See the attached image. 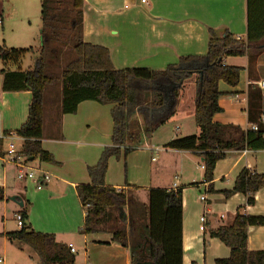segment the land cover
<instances>
[{
  "label": "trees",
  "instance_id": "1",
  "mask_svg": "<svg viewBox=\"0 0 264 264\" xmlns=\"http://www.w3.org/2000/svg\"><path fill=\"white\" fill-rule=\"evenodd\" d=\"M83 0H40V44L37 47L9 48L0 46L3 68V92L28 91L31 96L28 118L16 131L23 139L21 153L27 160L38 159L53 163V156L41 148L45 119L60 134L63 115L74 114L80 103L96 102L114 105L110 111L113 129L111 145L104 148L98 162L87 168L90 184L76 187L77 198L85 212L81 233L108 232L111 241L129 251L130 264H181L182 189L176 191L152 189L148 191V205L135 195L138 187L126 185L129 192L105 186L108 160L126 156L139 140L141 128L146 135L153 134L176 113L181 89L195 77L196 94L194 121L198 134L177 137L164 145L165 149L190 151L201 158L203 183L213 180L217 161L228 151L264 150V95L250 84L247 121L256 130L219 124L213 116L220 112L218 83L235 87L242 68L224 63L228 57H243L249 50L264 49V0H246V36L238 40L229 32L217 35L209 31L207 53L204 56H184L164 70L145 68L116 69L109 51L86 43L83 32ZM36 57L31 67L21 68L26 55ZM249 56V55H248ZM250 57V56H249ZM252 59H249V63ZM249 64V65H250ZM249 77L250 66H249ZM53 85L58 92L51 96L47 108L46 95ZM196 185V184H195ZM264 187V174L242 169L233 188L224 191L228 198L234 194L245 197L246 206H253L255 194ZM212 192V188L207 189ZM0 189V201H3ZM23 226L6 233V240L29 247L40 264H74L75 254L68 245L57 242L54 235L36 232L25 222L27 214L21 209ZM115 220L120 224L108 229ZM249 227H264V216H250L237 212L232 223L210 231L230 249L227 259L216 264H264L263 251L247 249Z\"/></svg>",
  "mask_w": 264,
  "mask_h": 264
},
{
  "label": "crops",
  "instance_id": "2",
  "mask_svg": "<svg viewBox=\"0 0 264 264\" xmlns=\"http://www.w3.org/2000/svg\"><path fill=\"white\" fill-rule=\"evenodd\" d=\"M83 1L82 39L106 48L116 69L160 71L176 64L181 57L204 56L209 31L217 35L226 31L241 40L246 36V0ZM2 45H5L4 41L0 43ZM249 59L247 55L224 60L226 65L242 70L235 87L218 83L221 110L213 116L214 122L242 129L251 126L246 113L250 94L248 86L256 85V90L264 95V89L257 85L258 81L264 80V49L259 51L255 66L249 63ZM2 68L0 61V71ZM2 79L0 73V155L9 142L21 151L23 139L16 131L28 118L31 100L28 91L3 92ZM195 94L196 79L193 77L181 89L175 115L155 131L164 134L160 146L154 145L155 141H147L144 149L139 150L136 146L132 151L145 154L148 160L146 166L134 167V180L129 178V183L122 184L121 177L112 180L107 171L104 183L116 190L126 189V185L140 188L137 197L147 205L149 190L174 191L172 186L176 184L177 189H182L181 264H216L218 259L229 258L230 249L218 239L210 238L209 232L230 225L237 212L264 216V187L255 194L253 206H246L245 197L241 194L228 198L223 195L224 191L233 188L242 169L264 174V150L228 151L224 159L216 162L212 182L203 183L201 158L190 151L164 148L174 138L199 133L194 121ZM103 106L92 101L80 103L74 114L61 117L59 135L51 121L45 119L41 148L50 153L57 164L26 159L30 168L49 175V181L42 189L37 190L28 181H17L16 169L3 164L0 159V183L4 185L0 188L4 196L0 201L2 212L9 210L14 216L25 209L28 217L25 223L32 230L52 234L57 242L74 247V264H77L80 252L83 264H130L129 251L112 242L110 233L84 235L80 232L85 212L77 198L76 187L90 184L87 168L94 166L104 148L111 145L113 123ZM109 106L110 112L114 105ZM153 134L146 135L142 131L137 144L142 138L151 140ZM148 151L152 153L150 159ZM126 156H122L123 160ZM209 187L212 192L207 191ZM12 196L19 197L23 206L10 201ZM201 196H204L203 201ZM202 215L206 219L204 231L199 229ZM123 225H126L125 221L120 224L112 220L108 229ZM2 238L6 251L12 244L4 236ZM247 249L264 250V227H249Z\"/></svg>",
  "mask_w": 264,
  "mask_h": 264
},
{
  "label": "rangeland",
  "instance_id": "3",
  "mask_svg": "<svg viewBox=\"0 0 264 264\" xmlns=\"http://www.w3.org/2000/svg\"><path fill=\"white\" fill-rule=\"evenodd\" d=\"M0 18L2 20V25H0V43L4 41L5 46H9V48L37 47L40 44L38 37L41 25L40 0H0ZM258 54L259 52L253 50L248 51V55L252 59L251 63L254 66L256 65ZM35 58L36 57L27 54L22 60V68L25 69L28 66H32ZM58 89V85L50 87V90L46 95V101L48 102L47 108L50 107L53 102L51 96L57 93ZM188 95L189 92H187L186 96ZM103 107H106L104 108V111H108L109 115L110 106L104 105ZM135 120L138 121L140 130L143 131L140 119L137 117H135L134 120L132 119L134 124L136 122ZM162 138H164V134L154 132L151 140H145L142 138L137 144V149H144L147 141H155L154 145L158 144L157 146H160V142L164 141ZM147 154H149L150 159L152 153L148 151ZM158 154L160 155V152L157 153V155ZM121 155L124 156L123 151H121L119 158L111 157L108 160L107 171L109 175H111L112 180L121 177L122 184H127L129 183V178L133 179L134 167L136 165L146 166L148 160L145 154L141 152H131L126 156L125 160H123ZM132 184L135 185V183ZM122 191L129 192L127 189H123ZM135 195L137 196V194ZM19 228L20 227L17 226L13 213L9 210L2 212V209L0 208V258L3 260L5 259L3 264H40L34 252L21 243L15 242L12 246H8L6 251L4 250L3 234L16 231ZM77 258V264H83V256L81 252L78 253Z\"/></svg>",
  "mask_w": 264,
  "mask_h": 264
},
{
  "label": "built area",
  "instance_id": "4",
  "mask_svg": "<svg viewBox=\"0 0 264 264\" xmlns=\"http://www.w3.org/2000/svg\"><path fill=\"white\" fill-rule=\"evenodd\" d=\"M142 3L145 2V0H141ZM240 40V38H237ZM257 85L259 88L264 89V80L258 81ZM261 121L264 122V117L261 118ZM250 128L252 130H256L257 127L255 125H251ZM0 150H1V143H0ZM3 154L0 155V159L2 160L3 164L11 165L16 169L15 177L17 181L24 182L28 181L31 182L37 190H40L43 188V185L49 181V175L45 174L41 170L32 169L28 166V163L26 161L25 156L21 153V151L14 145L13 142H9L7 144L6 149ZM203 168V166H201ZM177 179V177H175ZM4 185L0 183V188H2ZM173 190L176 191L177 187L176 184H173L172 186ZM201 201L204 200V196H201ZM14 218L16 221L17 226L22 227L23 221L20 213L14 214ZM205 217L202 215L199 219L200 226L199 229L201 231H204L205 229ZM71 253L75 252V249L72 245L68 246ZM4 260L0 258V264H3Z\"/></svg>",
  "mask_w": 264,
  "mask_h": 264
},
{
  "label": "water",
  "instance_id": "5",
  "mask_svg": "<svg viewBox=\"0 0 264 264\" xmlns=\"http://www.w3.org/2000/svg\"><path fill=\"white\" fill-rule=\"evenodd\" d=\"M30 160H32V158ZM9 200L12 201V202H15L19 207L23 206V203H22L21 199L19 197H17V196H12V197L9 198Z\"/></svg>",
  "mask_w": 264,
  "mask_h": 264
}]
</instances>
